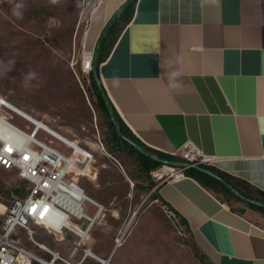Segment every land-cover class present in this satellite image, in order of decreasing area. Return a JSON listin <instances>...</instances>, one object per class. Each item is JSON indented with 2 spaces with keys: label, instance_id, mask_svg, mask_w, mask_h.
I'll list each match as a JSON object with an SVG mask.
<instances>
[{
  "label": "crops",
  "instance_id": "1",
  "mask_svg": "<svg viewBox=\"0 0 264 264\" xmlns=\"http://www.w3.org/2000/svg\"><path fill=\"white\" fill-rule=\"evenodd\" d=\"M125 1L94 0L85 33L99 37ZM166 60L181 73L176 90ZM99 76L146 145L181 155L192 142L211 165L264 191V0H136ZM157 190L212 262L264 264L260 212L234 211L186 174Z\"/></svg>",
  "mask_w": 264,
  "mask_h": 264
},
{
  "label": "rangeland",
  "instance_id": "2",
  "mask_svg": "<svg viewBox=\"0 0 264 264\" xmlns=\"http://www.w3.org/2000/svg\"><path fill=\"white\" fill-rule=\"evenodd\" d=\"M17 4L23 5V19L13 15ZM82 10V0L56 4L50 0H5L0 4V96L93 153L87 172L77 180L91 199L104 206L82 241L72 230L54 233L31 223L33 236L19 230V242L41 264H103V260L107 264H205L195 252L187 227L155 198L157 181L152 173L151 185L134 154L106 150L107 121L92 106L87 84L82 82L88 77L83 61L91 54L94 59L99 37L85 33L90 16L89 10ZM9 60L15 64L8 72ZM29 70L36 72L38 79L32 81L31 89H25L23 76ZM3 113L30 131L31 124L20 115L11 110ZM53 145L71 151L56 139ZM180 156L188 162H202L185 153ZM163 165L184 173V168L167 163L153 171ZM25 185L17 168L0 166V227L19 196L7 189ZM230 204L242 207L235 200ZM97 209L93 202L86 203L89 214ZM87 224L81 223L84 228Z\"/></svg>",
  "mask_w": 264,
  "mask_h": 264
},
{
  "label": "built area",
  "instance_id": "3",
  "mask_svg": "<svg viewBox=\"0 0 264 264\" xmlns=\"http://www.w3.org/2000/svg\"><path fill=\"white\" fill-rule=\"evenodd\" d=\"M93 5L94 0H82V13ZM92 66L91 54L84 59L83 70L89 73ZM6 110L15 112L30 123V131L15 125L3 113ZM40 134H45L44 138ZM54 139L71 151L67 153L55 147ZM185 154L202 162L213 159L204 155L192 142L187 143ZM92 159L90 150L0 96V166L17 168L29 190L25 197L15 198L0 227V264H32L34 256L21 245L17 236L18 231L23 230L32 237L31 223L44 225L54 233H62L66 228L75 232L80 241L84 239L104 209L102 204L86 194L77 180L79 175L87 172ZM151 173L157 186L184 175L181 169L176 171L167 165ZM88 201L98 208L93 215L86 211ZM84 221L88 222L85 228L81 225ZM36 258L46 263L43 258Z\"/></svg>",
  "mask_w": 264,
  "mask_h": 264
},
{
  "label": "trees",
  "instance_id": "4",
  "mask_svg": "<svg viewBox=\"0 0 264 264\" xmlns=\"http://www.w3.org/2000/svg\"><path fill=\"white\" fill-rule=\"evenodd\" d=\"M135 2L136 0L130 2L110 26L109 30L100 42L98 51L95 53L93 66L88 73L87 79L83 78L82 80L84 85L87 84L86 91L88 93V97L92 106L107 121L108 131L104 137L106 150L111 154H114L119 150H126L134 154L140 170L145 175V177L149 178L150 181H152L151 185L154 184L151 172L163 163L172 164L174 166L184 168V173L186 175L195 178L203 186L212 190L219 198H221L220 195H224V198L221 199L223 201H226L234 211L243 213L245 211V207H249L260 212L264 217L263 190L255 187L254 185L241 178L232 176L209 163L188 162L180 155L166 153L146 145L124 123L119 113L110 102L100 80L99 65L108 56L111 46L113 45L119 30L129 20L135 6ZM94 69L96 70V74L94 73ZM115 121L117 122V125ZM179 163H184V165L187 166L185 167L183 165H180ZM157 189L155 190V198L161 200L163 205L167 209L171 210L177 217V219L182 224H184L190 232L188 222L185 217L180 215L165 199H163ZM11 191H14L17 195H19L17 197H25L29 192L27 184L25 186L16 187L14 189H7V193H11ZM231 200L240 202L242 204V207H235L234 205L230 204ZM193 243L196 247L195 252L203 263L215 264L207 257L204 252H202L197 247L194 239ZM32 264L41 263L33 260ZM94 264L98 263L96 262Z\"/></svg>",
  "mask_w": 264,
  "mask_h": 264
},
{
  "label": "clouds",
  "instance_id": "5",
  "mask_svg": "<svg viewBox=\"0 0 264 264\" xmlns=\"http://www.w3.org/2000/svg\"><path fill=\"white\" fill-rule=\"evenodd\" d=\"M51 3L56 4L59 3L60 0H50ZM23 8L22 4H17L13 9V15L16 16L17 19H23V12L21 9ZM55 54V53H54ZM7 71H11L12 67L15 64V60H9ZM161 67L166 68L164 76L167 79V87L171 90H176L181 87L180 77L181 73L174 67V62L170 60L163 61ZM38 79V74L34 71H27L23 76V86L25 89H31L33 87L32 81Z\"/></svg>",
  "mask_w": 264,
  "mask_h": 264
},
{
  "label": "water",
  "instance_id": "6",
  "mask_svg": "<svg viewBox=\"0 0 264 264\" xmlns=\"http://www.w3.org/2000/svg\"><path fill=\"white\" fill-rule=\"evenodd\" d=\"M133 0H127L123 3V5H121L116 11L115 13L112 15V17H110V19L107 21L106 25L103 28L102 33L99 36V40L97 43V48H96V52L98 51L100 42L102 40V38L105 36V34L107 33V31L109 30L110 26L113 24V22L118 18V16L122 13V11L124 10V8ZM95 63V62H94ZM94 73L96 74V70L94 69ZM116 125L117 122L115 121ZM104 264V263H103Z\"/></svg>",
  "mask_w": 264,
  "mask_h": 264
},
{
  "label": "bare ground",
  "instance_id": "7",
  "mask_svg": "<svg viewBox=\"0 0 264 264\" xmlns=\"http://www.w3.org/2000/svg\"><path fill=\"white\" fill-rule=\"evenodd\" d=\"M117 241H118V245L121 243V239L119 238V239H117ZM104 264H107V262H106V260H103L102 261ZM48 264V263H47Z\"/></svg>",
  "mask_w": 264,
  "mask_h": 264
}]
</instances>
